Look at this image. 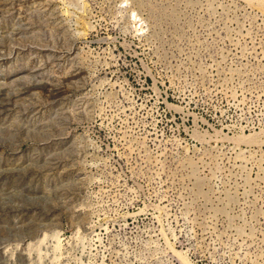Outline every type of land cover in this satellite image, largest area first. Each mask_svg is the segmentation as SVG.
<instances>
[{
  "label": "rangeland",
  "instance_id": "rangeland-1",
  "mask_svg": "<svg viewBox=\"0 0 264 264\" xmlns=\"http://www.w3.org/2000/svg\"><path fill=\"white\" fill-rule=\"evenodd\" d=\"M0 264H264V0H0Z\"/></svg>",
  "mask_w": 264,
  "mask_h": 264
}]
</instances>
